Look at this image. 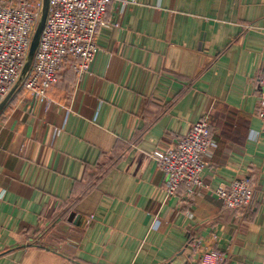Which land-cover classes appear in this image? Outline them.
I'll use <instances>...</instances> for the list:
<instances>
[{
	"label": "crops",
	"instance_id": "crops-1",
	"mask_svg": "<svg viewBox=\"0 0 264 264\" xmlns=\"http://www.w3.org/2000/svg\"><path fill=\"white\" fill-rule=\"evenodd\" d=\"M106 18L89 71L68 58L0 115V264H264V0H111ZM206 115L205 187L167 197L152 153ZM245 175L250 211L226 208L215 189Z\"/></svg>",
	"mask_w": 264,
	"mask_h": 264
},
{
	"label": "built area",
	"instance_id": "built-area-1",
	"mask_svg": "<svg viewBox=\"0 0 264 264\" xmlns=\"http://www.w3.org/2000/svg\"><path fill=\"white\" fill-rule=\"evenodd\" d=\"M111 0H50V12L24 88L41 101L57 83L58 73L68 58L78 73L90 70L98 44L99 27L108 23L106 10ZM42 0H0V102L16 83L25 64L35 31ZM257 115L264 124V69ZM210 117L195 122L188 133L172 147L152 153L164 172L167 197L175 195L181 184L205 187L202 173L217 146ZM257 186L252 175L219 185L214 193L228 209L249 212ZM93 216H91L92 218ZM224 255L213 248L205 250L198 264H222Z\"/></svg>",
	"mask_w": 264,
	"mask_h": 264
},
{
	"label": "water",
	"instance_id": "water-1",
	"mask_svg": "<svg viewBox=\"0 0 264 264\" xmlns=\"http://www.w3.org/2000/svg\"><path fill=\"white\" fill-rule=\"evenodd\" d=\"M50 12V0H42V7L40 11V17L38 19V23L36 25L35 31L32 36L30 48L25 60V64L21 70V73L19 75L18 80L16 83L12 86L8 94L3 98V100L0 102V115L4 111L5 107L10 103V101L13 99L15 94L22 88L24 81L26 80L29 71L32 67L35 54L38 50L40 39L42 36V32L45 28V25L48 20Z\"/></svg>",
	"mask_w": 264,
	"mask_h": 264
},
{
	"label": "trees",
	"instance_id": "trees-1",
	"mask_svg": "<svg viewBox=\"0 0 264 264\" xmlns=\"http://www.w3.org/2000/svg\"><path fill=\"white\" fill-rule=\"evenodd\" d=\"M31 1H33V2H37L38 0H31Z\"/></svg>",
	"mask_w": 264,
	"mask_h": 264
}]
</instances>
